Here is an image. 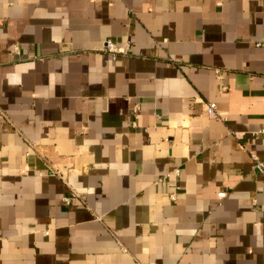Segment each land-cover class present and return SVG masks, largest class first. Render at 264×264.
Instances as JSON below:
<instances>
[{
    "label": "crops",
    "instance_id": "0c3cea01",
    "mask_svg": "<svg viewBox=\"0 0 264 264\" xmlns=\"http://www.w3.org/2000/svg\"><path fill=\"white\" fill-rule=\"evenodd\" d=\"M263 127L264 0H0V264H264Z\"/></svg>",
    "mask_w": 264,
    "mask_h": 264
},
{
    "label": "built area",
    "instance_id": "2783aa9c",
    "mask_svg": "<svg viewBox=\"0 0 264 264\" xmlns=\"http://www.w3.org/2000/svg\"><path fill=\"white\" fill-rule=\"evenodd\" d=\"M105 51H108L109 53L113 54L116 56L119 52L120 49L118 48L117 44L113 40H109L106 42V45L104 47ZM208 114L212 117H218L221 116L222 113H220L217 110V103L215 101H211L208 106ZM261 133L264 134V127L260 131ZM254 167L258 170H260L262 173H264V160L256 159ZM176 175L180 174V169H176L175 171ZM168 176V175H166ZM164 177L160 178L163 179ZM174 196V195H173ZM70 197H65L66 201H69Z\"/></svg>",
    "mask_w": 264,
    "mask_h": 264
}]
</instances>
